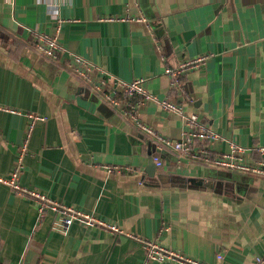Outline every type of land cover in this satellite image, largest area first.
Returning a JSON list of instances; mask_svg holds the SVG:
<instances>
[{
	"label": "crops",
	"instance_id": "1",
	"mask_svg": "<svg viewBox=\"0 0 264 264\" xmlns=\"http://www.w3.org/2000/svg\"><path fill=\"white\" fill-rule=\"evenodd\" d=\"M33 32L56 38L60 63L33 51ZM69 54L95 64L97 82L144 79L157 100L172 91L166 67L208 56L182 74L187 98L171 100L219 134L210 156L234 144L249 162L264 160V0H0V178L18 164L21 187L121 230L64 229L51 211L37 223L36 205L0 182V264H146L135 237L204 264H255L264 254V177L155 149L66 67ZM138 117L169 139L187 130L155 101ZM154 157L162 165L149 177Z\"/></svg>",
	"mask_w": 264,
	"mask_h": 264
},
{
	"label": "built area",
	"instance_id": "2",
	"mask_svg": "<svg viewBox=\"0 0 264 264\" xmlns=\"http://www.w3.org/2000/svg\"><path fill=\"white\" fill-rule=\"evenodd\" d=\"M131 20L138 22L145 21L143 17H134L131 18ZM30 44L35 53L47 57L57 63L61 62L60 55L63 52V49L55 37H49L43 33L33 32ZM207 57L208 56H200L192 60L181 61L175 67H166L164 74L169 78L172 91L167 97L161 100H157L154 95L146 90L144 79L142 78L123 81L113 76H107L104 79H99L98 82L95 81V77L93 76L94 67L73 54H69V62L66 63V67L89 84L91 88L107 102V104L120 114V116L127 119L135 127L145 131L154 140L155 149L171 150L174 153H177L182 159L189 162L203 163L222 170L264 177V160L249 162L245 159V154L247 152L245 148L231 144L230 149L227 152L210 156L211 152L209 151L208 146L219 139V134L202 125L196 114L184 113L180 104L171 100L172 95L180 97L181 99L187 98L181 78L182 74L189 69L202 65ZM109 82H112V86L110 90L107 91L104 87ZM118 94H121L122 97L117 96ZM147 101H155L162 110L173 112L181 117L187 130L183 132L180 140L163 137L140 121L138 117V108ZM32 118L34 121L45 119L40 116ZM31 126L27 132V138L29 137ZM257 150L262 154L264 153V147H259ZM154 163L156 167H161L162 165L158 157H154ZM19 168L20 165L16 164L10 178H0V182L7 185L17 196L30 200L36 205L38 211L37 223L41 222L46 212L51 211L59 218L64 229L69 227L73 222H79L87 226L100 225L112 232L121 233V230L115 225L99 222L91 216L54 201L36 190H28L21 187L18 180ZM102 168L111 175L134 173L133 169L123 166L103 165ZM135 239L143 247L148 262L169 261L174 264H204L184 256L179 252L166 248L155 241L136 237ZM220 257L221 256H218V258ZM255 264H264V254L256 258Z\"/></svg>",
	"mask_w": 264,
	"mask_h": 264
},
{
	"label": "water",
	"instance_id": "3",
	"mask_svg": "<svg viewBox=\"0 0 264 264\" xmlns=\"http://www.w3.org/2000/svg\"><path fill=\"white\" fill-rule=\"evenodd\" d=\"M141 143L138 139H134V143L133 144H139ZM154 171H155V163L154 161L151 160L149 161L148 165H147V168H146V173L149 177H153L154 175ZM225 172L224 171H221V175L224 176ZM165 178V179H164ZM155 180V178H153ZM157 179L160 181V182H164L166 180V177L164 175H157ZM212 184V181L210 182H205V185L207 187H209L210 185Z\"/></svg>",
	"mask_w": 264,
	"mask_h": 264
},
{
	"label": "rangeland",
	"instance_id": "4",
	"mask_svg": "<svg viewBox=\"0 0 264 264\" xmlns=\"http://www.w3.org/2000/svg\"><path fill=\"white\" fill-rule=\"evenodd\" d=\"M85 58V57H84ZM87 61H88V63H91V64H93L90 60H88L87 58H85ZM93 65H95V64H93ZM183 103H184V100L182 101ZM182 105V104H181ZM184 107V106H183ZM183 110H184V108H183ZM184 113H186L185 111H183ZM31 132H32V129L30 130V132H29V137H30V135H31ZM28 137V138H29ZM28 138H27V140H28ZM225 151V150H224ZM145 262H146V264H150L151 262H148V261H146V259H145Z\"/></svg>",
	"mask_w": 264,
	"mask_h": 264
}]
</instances>
